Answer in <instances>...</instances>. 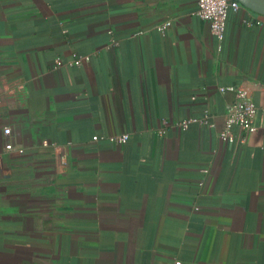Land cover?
<instances>
[{"label": "crops", "instance_id": "obj_1", "mask_svg": "<svg viewBox=\"0 0 264 264\" xmlns=\"http://www.w3.org/2000/svg\"><path fill=\"white\" fill-rule=\"evenodd\" d=\"M197 9L0 0V78L28 87L0 109V264H264V15L219 41ZM238 84L257 130L230 143Z\"/></svg>", "mask_w": 264, "mask_h": 264}, {"label": "built area", "instance_id": "obj_2", "mask_svg": "<svg viewBox=\"0 0 264 264\" xmlns=\"http://www.w3.org/2000/svg\"><path fill=\"white\" fill-rule=\"evenodd\" d=\"M240 2L238 0H198V9L196 15L207 22H209L212 33L221 41L225 37L227 19L230 11L238 12L240 9ZM167 25H170L168 22ZM165 26H161L160 30H164ZM84 60H89V56H81L73 61V64H81ZM60 63V60H57ZM27 84L20 78L2 77L0 78V109L9 107L13 102L19 101L22 97L28 95ZM222 92L232 91L235 96V102L227 114L225 126L220 133L223 141L234 142L235 136L232 132L234 126H239L247 133H253L257 130L256 118L258 114V107L252 99L250 91L245 84L230 85L221 87ZM209 110L204 112V116L200 118H187L179 122V126L188 127L192 122H203L207 124L211 118ZM166 123V121H165ZM5 135L12 133L10 126H5ZM129 138V134H116L109 137L112 143L122 144ZM97 140L98 136H94ZM8 150L23 153L24 149L16 147L12 142L6 145ZM55 152H60V147L55 148ZM180 264V262H176Z\"/></svg>", "mask_w": 264, "mask_h": 264}, {"label": "water", "instance_id": "obj_3", "mask_svg": "<svg viewBox=\"0 0 264 264\" xmlns=\"http://www.w3.org/2000/svg\"><path fill=\"white\" fill-rule=\"evenodd\" d=\"M244 6L254 12L264 15V0H238Z\"/></svg>", "mask_w": 264, "mask_h": 264}]
</instances>
